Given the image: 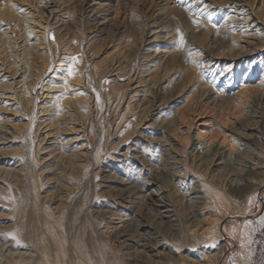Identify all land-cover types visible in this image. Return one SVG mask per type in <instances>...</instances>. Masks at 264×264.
Segmentation results:
<instances>
[{
	"label": "rangeland",
	"instance_id": "1",
	"mask_svg": "<svg viewBox=\"0 0 264 264\" xmlns=\"http://www.w3.org/2000/svg\"><path fill=\"white\" fill-rule=\"evenodd\" d=\"M41 1L40 28L37 31L40 32L45 27L46 46L41 54H45L46 62L41 65L35 79L31 93L32 103L27 108L21 103V100L24 102L27 99L23 98L25 95L22 94V87L17 91L18 101H11L2 106V102L7 100L0 99V124L6 123L11 132H14V136L17 135L0 145V151L7 154V157L0 160V169L4 166L6 169L3 170L16 169L24 163V173L27 176V184L22 190L13 183L4 182L0 185L5 192L0 193V216H5V219H0V226L7 227L18 223L13 232L15 239L10 234L3 233L0 235L1 242L13 244L15 253L20 250L24 252L26 247L23 244L31 234L30 237L41 239L39 241L45 239V251L53 262L56 261L57 255L60 257L59 261L67 264H71L72 260L84 264H142L134 255L129 261L130 258L121 242L102 234L111 215L97 218L95 213L109 211L121 214V211H124L125 214H122L128 215V219L151 225L153 220L143 207L132 206L130 211L135 215L122 208V198L130 195L131 188L142 187L150 181L151 185H155L153 189L161 187L168 190L173 210L185 227H188V222L192 223L188 221L191 213L195 214L193 204L188 206L187 200L193 198L194 190H199L198 196L203 198L205 210L194 218L196 221L206 220L201 225L204 227L202 233L199 230L200 232L194 235L195 232L192 231L195 229H192L189 237L185 234L186 237L182 238L190 239L191 243H194L192 247L186 243L174 245L164 234L158 235L159 240L163 239L164 245L174 248L172 253L184 258L185 264H206L211 257L212 263L207 264H219L227 254L228 247L231 252L226 264H264V202L256 196L254 189L248 192L249 195L245 193L240 196L244 175L249 170V165L244 162H249L250 158L257 154L260 156L257 160L261 165L255 171L253 179L264 183V101L259 100V96L264 93H254L248 99L241 100L238 106L236 102L224 99L241 90L242 81H246L244 78L252 87L258 86L261 81L264 82V25L261 26L262 22L264 24V0H237L246 3L248 8L252 5L251 9L255 12L249 11L248 15H253L252 19L256 20L257 24L261 23L257 27L258 30L256 28V34L249 33L244 35L245 37L240 35L242 27H238L236 19L233 21L234 17H240L231 9L232 6H219L214 9L211 7L210 16L205 13V18L204 14L196 13L195 16V6L192 4L196 3V0H172L175 5L179 3L177 8L189 11L193 9L190 14L195 16V24L193 23L188 31L177 26L167 32L168 30L161 29L166 27V24H159L158 30L150 29L145 20L138 19L139 13L135 11L134 4H128L126 7V0ZM1 4L10 9L14 6L12 10L18 6H28V3L22 0H0ZM96 6L103 7L99 13L102 18L98 25H101L96 26L97 29L93 26L89 29L85 24L86 19ZM201 8L203 7L199 9ZM60 15L62 18H58ZM61 19L66 23L56 25L57 20ZM141 23L145 24L143 29L138 26ZM122 25V30H137L143 38H133L131 33L123 34L122 30H119ZM114 29L118 31L117 34H113ZM205 31H210L211 34L207 41L198 38V35ZM158 37L165 38L160 40ZM171 39L176 40L172 43ZM235 39L239 42V47L235 46L234 53L224 50L221 58H217L212 66H208L211 61L209 56L216 55L221 49L212 47L210 52L207 49L218 41L229 44ZM164 48L183 56L182 67L179 66L176 71L165 74L161 72L157 58L150 55L157 54ZM70 68L73 69L71 75ZM187 68L190 71L194 68L195 77L190 84H186V89L180 94V87L184 86L185 80L179 84L178 82ZM249 68V73L254 77L248 80L244 74ZM224 70L226 80L231 77L234 81L230 82L232 87L224 85L225 79L220 78ZM132 79L134 80L131 81ZM129 81L131 82L128 89L122 87ZM206 85L212 95L205 99L201 98L200 89ZM178 95L180 98L176 99ZM216 96L220 99L214 101ZM188 102L198 103L196 113H189V119L177 130L179 120L175 117L176 111ZM202 108L205 109L201 110ZM214 113H217V116L223 114L227 118L223 133L231 135L232 139L238 138L245 144L239 146L237 140L230 150L225 144L218 151L224 153L218 154L216 162L215 158L208 156L198 157L193 150L198 142H201L200 136L203 133L216 130L212 124L211 128H205L203 124L212 119ZM237 128L239 133L236 132ZM256 131L263 133V141L259 144L253 142ZM45 134L48 135L47 143L42 142ZM218 141L210 144L211 149L216 147L217 150L220 143ZM166 146L172 149V157L179 163L177 169H173L177 176L170 184L165 182L169 179L161 171L163 150ZM66 149L80 151L85 156L83 163H77L73 170L69 169L65 161L57 160L56 155ZM244 151L251 154L241 155ZM237 155H241L238 160ZM34 168L38 172L37 176L34 174ZM35 176L43 190L41 196L54 194L46 204V210L51 215L49 219L56 224L55 228L50 229L49 235L48 232L44 233L45 235L41 233V205L36 199L37 194L31 183ZM53 178L61 180L66 188L74 189V193L69 189H55ZM212 192L215 195H212ZM216 194L222 199L217 200ZM247 197L250 199L246 200ZM58 207L59 213L53 216L52 211ZM236 208H239L238 213ZM241 214L248 217L244 224L240 220L231 219L226 221L223 227L218 226L219 221L226 216ZM250 217L254 218L251 220ZM222 229L230 242L225 243ZM216 230L217 233H214ZM159 231L166 232L168 229L161 226ZM20 246L23 248L18 249Z\"/></svg>",
	"mask_w": 264,
	"mask_h": 264
},
{
	"label": "bare ground",
	"instance_id": "2",
	"mask_svg": "<svg viewBox=\"0 0 264 264\" xmlns=\"http://www.w3.org/2000/svg\"><path fill=\"white\" fill-rule=\"evenodd\" d=\"M13 1L17 2V0H13ZM22 1L28 3V6L26 4V5H22L20 7L18 6L17 9L12 10L14 8V6H12L13 8L10 9V8L3 7L2 4L0 5V80L2 79V82H0V99L7 100L6 102H2V103H4V105H2V106H5L7 103H9L11 101H14V102H15V100L18 101L17 98H18L19 94L17 95V91H19L18 88L22 87L23 88L22 94L25 95L23 98H27V99L24 102L21 99L20 100H21V103H23L27 108V106H29V104L32 103L31 93H32V89L35 86V81H36L35 79H36V77H38L39 71L41 69V65H44L46 62L45 56H44L45 54H41V52L45 50L46 40L44 38L45 27H43L42 31H40V32L37 31V29L40 28L39 27V20H40L39 19L40 18L39 17V10H40V6L42 4V1L41 0H34V1L32 0L33 2L32 1L30 2V0L29 1L28 0H22ZM10 2H12V1H10ZM125 2H126V7H128L127 6L128 4H130V5L134 4L135 9H136L135 11L137 13H139L138 19L142 20V21L145 20L147 22V25H150L149 26L150 29H154V30L160 29L159 24L160 25L166 24L167 26L166 27L164 26L161 29L168 30L167 32L174 30L175 27H177V26L178 27L179 26L184 27L188 31V29H191L190 27L195 22V20L193 22V18H195L196 13L199 15L204 14L203 17L207 18V16H210L209 15V8L212 7L214 9V7H219V6H222V7L232 6L231 9H233L235 11V13L238 15V17H240L239 19L237 17H234L233 21L236 19V21L239 25V26L238 25L237 26L239 28L242 27V28H240V30H241L240 35L241 36H244V35L246 36L249 33H251V34L255 33L256 34L257 30H258L257 27H258V25L261 24V23L257 24V21L255 20L256 21L255 22L252 19L253 15L252 16L248 15L249 11L255 12V10L253 11L251 9L252 5L251 6L249 5L250 8H248L247 7L248 5L246 3L241 2V1H237V0H196V3L192 4L195 6V7L192 6L194 9V14H195L194 17H193L194 14H190V12H192L193 9H191V11H189L187 9L183 10V9L177 8L176 5L178 2L175 5V3L172 0H126ZM255 2L256 1H254V4H255ZM206 3H209V4L207 5ZM12 4H14V3H12ZM30 5H34V6L30 7ZM199 5H201L203 7V8H201V10L199 9L201 7V6L199 7ZM25 6L28 8H25ZM262 7H263V5L261 6V8ZM252 8H254V7H252ZM102 10H103V7H101V6L100 7L96 6V8L92 9L91 14L88 16V18L86 19V23H85L89 29L92 26H93V28L97 29L96 26L101 25V24L98 25V22L102 18L101 15H99V13H101ZM219 10H221V9H219ZM128 11H129V9H128ZM215 11H216V9H215ZM205 13L207 14V16L205 15ZM216 14H218V13H216ZM61 15L58 16V18H60ZM203 17H201V18H203ZM103 18H105V17H103ZM188 22L189 23L191 22V24H189ZM65 23H66V21L61 19V20H57L56 25L57 24L63 25ZM144 25H145L144 23L138 24V26H140L142 29L144 28ZM263 25L264 24L262 22L261 26H263ZM122 27H123V25L121 26V28H119L120 31L122 30ZM170 28H172V29L169 31ZM256 28H257V30H256ZM254 29L256 31H254ZM114 31L115 32L113 34L118 33L117 30L114 29ZM132 32H133V30L131 32H130V30L127 31V29L122 30L123 34L126 33V35H128L129 33H131L130 36L131 37L133 36V38H135V37L138 38V36L143 38V35L140 34L139 32H137V30L136 31L134 30L133 34H132ZM192 35H194V34H192ZM210 35H211L210 31H205V32H202L200 35H198V38L201 40L207 41V40H209ZM261 37H263V36H261ZM158 38H160V37H158ZM164 38L165 37H161L160 40H162ZM172 38H173V36H172ZM175 40L176 39H173L171 42L173 43V42H175ZM204 41H202V42H204ZM153 42H155V41H153ZM238 43L239 42L237 41V39H235L233 42H231L229 44L227 42L219 43V41H218V42L214 43V46L211 45L210 49L208 48L207 51L210 52L215 47H218L219 49H221V51H218L216 53V55H210L209 56L210 57L209 59L211 61L210 62L208 61L209 62L208 66H212L214 60H216L217 58H218L217 60H219L221 58L220 56L223 54L224 50H229V52L234 53V51L236 50L235 46L239 47V45L237 46ZM191 49H192V47H191ZM195 55H197V53ZM201 55H202V52H201ZM208 55H207V57H208ZM150 57L157 58V60H158L157 64H160L159 69L160 70L162 69L161 72H163L164 74L166 72L176 71L179 66L182 67V63H183V56L182 55H179V54L174 53V52H170V50H165V48H164V50L162 49V51L160 50V52H158L157 54L150 55ZM198 57H199V55H198ZM185 62H187V61H185ZM249 71H250V68H249L248 72L246 74H244V76L247 77L248 80L253 79V77H254L251 73H249ZM184 72H185V74H183L184 76L182 78H180V80L178 82V84H179L181 82H184V80H185V82L183 84L184 86L180 87V90H179L180 94H182V92L186 89V86H187L186 84H190V82H192V80L195 77L194 68H193V70L191 69V71H190V69L187 68ZM225 75L226 74H225V70H224L221 73L220 78L225 79L226 84H224V85L231 86L230 82H232L233 79L231 77L230 78L228 77L226 80ZM134 79H136V78H134ZM134 79H132L131 81H133ZM244 80H246V81H242V84L240 86L241 87L240 91L235 92L233 95L231 94L224 99L229 100V101H234V102H236L235 104H237V106H238L241 103V100L248 99L249 97H251L252 94L259 93L261 91L264 93V82L261 81L259 83L260 85L258 84V86L252 87V86H250L251 84L249 85L250 82L247 81L246 78H244ZM131 81L127 82L126 84H123L122 87L128 89V87H129L128 85ZM138 93H139V91L136 92V94H138ZM211 95H212V93H211L210 89L207 88V85L204 88L200 89L201 98L206 99ZM124 96H126V95H124ZM178 97H179V95L176 96V99H178ZM219 99H220V97L216 96L214 101L219 100ZM259 100L264 101V94L262 96H259ZM200 103L203 104V102L201 100H200ZM200 103H199V105H200ZM80 104H82V103H80ZM197 105H198V103L188 102L187 104H184L182 107H180L176 111L175 117H177V119L179 120V124L177 125L178 126L177 130L186 122L187 119H189V117H188L190 115L189 113H191L192 111H193V113L194 112L196 113L195 110L197 109L196 108ZM108 107L110 108V107H112V105L108 106ZM234 108H236V106ZM203 109H205V108H202L201 110H203ZM0 112H2V108H0ZM226 119L227 118L224 117L223 114H222V116H217V113H214V116H212V119L210 118L203 123L205 128H211V124H212L216 128V130L209 132V133L205 132L202 134V136H200L201 142H198V144L196 145V148L193 149L196 152L195 155H197L200 158H202V156H208V158H212V159L215 158L214 161L216 162L218 154L224 153V152H220V153L218 152L219 150H221V147H224L226 144L227 149H229V150L233 149L234 145H236V141L238 140V138H237V140H236V138L232 139L231 135H228L227 133H223V126L227 124ZM236 130H237L236 132L239 133V128H237ZM13 131H14V129H13ZM240 131H242V130H240ZM256 134L257 135L255 136V140L253 142H254V144H259L260 141H263V138H261V136H262L261 134H263V133H261V131H256ZM13 136H14V132H11V130L7 127V124L1 123L0 124V145L5 144V142L9 141V139H13L17 135L14 137ZM47 137H48V135L45 134V137L42 139L43 143L47 141L46 140ZM215 140H219L218 143L220 142L219 146H217V150H216V147L211 149V146H210V144ZM14 141H12V142H14ZM239 142L240 141L238 140L237 145H239V146L245 145V144H243L241 142L239 143ZM165 143H166V141H165ZM40 145H41V143H40ZM51 145L54 146L55 144L54 145L51 144ZM165 145H163V146H165ZM168 147L169 146H166V148L164 150L162 149L164 151V156H163V161H161V164H162L161 165L162 166L161 171L164 172L167 175L166 177L169 179V180H166L165 182L170 184V181L172 179L176 178V176H177L176 173L173 172V169H177V167H178L177 165L179 163H178V161H176L175 158L172 157V153H171L172 149H170ZM70 149L69 150L66 149L67 151L64 150L63 152L58 153L56 156H57V160H60L63 162L65 161V163L67 164L69 169H72L73 167L74 168L77 167L76 166L77 163L82 164L83 163L82 159L85 156L80 151H72ZM200 150H202V153H200ZM13 151H15V150H13ZM227 151L228 150H226V152ZM16 152H18V150ZM248 154L250 155L251 153L244 151L243 154H241V155L248 156ZM241 155H239V156L237 155L236 159L237 160L240 159ZM5 157H7V154L4 153L3 151H0V160H1V158H5ZM24 157H26V156H24ZM158 158H160V157H158ZM259 158H260V156H259V154H257L254 156V158L253 157L250 158L249 162H244L245 164L249 165V168H248L249 170L244 175V180H243L244 185L242 188V194L240 196L242 197V195H244L245 193H247V195H249L248 192H250L251 190L254 189L256 191V196H258L260 201L264 202V196H263L264 183L254 181V179H253L255 171H257L261 165L260 162H258V160H257ZM121 164H122V162H121ZM235 164H237V163H235ZM0 166H2V165L0 164ZM157 166H159V165H157ZM25 167H26V165L24 163L22 165L17 166L18 169L16 168V169L3 170V168H5V166L1 167V169H0V185H2L4 182L5 183L8 182L10 184L13 183L19 189L22 190V188H24L25 184H27V176L24 173ZM7 168H9V167H7ZM12 168H14V167H12ZM55 168H57V167H55ZM159 168H161V167H159ZM14 173H17L18 176L15 175ZM34 174L36 176L38 174L36 169H35ZM60 174H62V173H60ZM140 175H141V173H140ZM36 176H35V180L33 179L31 183H32V187L34 188V190L36 191V194H37L36 199H38L39 204L41 205L42 217L40 216L41 220L39 219L40 222L43 221V223H41V225L43 224L42 225L43 230L41 231V233H42V235H45L44 233L48 232V235H49L50 229L52 230V228H55L54 226H56V224H55V221H52L51 219H49V216H51V215L46 210V206H47L46 204H47L48 199L50 200L54 196V194L41 196L43 193L42 192L43 190H42L41 185L37 181L38 178H36ZM152 176H154L153 173H152ZM66 177H68V176H66ZM28 178L31 179L30 176ZM141 178H143V177H141ZM138 179H140V178L138 177ZM64 180H65V178H64ZM66 180H67V178H66ZM53 181L56 182V184L54 182V185H55L54 188L55 189H57V190L69 189V190L73 191V193H74V189L66 188V186H64L63 183L61 182V180H59L58 178H57V180H54V178H53L52 182ZM146 181L147 180H145V182ZM136 182H138V181H136ZM182 182H184V181H182ZM179 184H181V182ZM51 185H53V184H51ZM154 186L155 185H153V184L151 185L150 181L146 182L142 187L131 188L132 190H131L130 195L127 197L124 196L122 198L123 199L122 208H124L125 210H127L129 212H131L130 208H132V206L134 207V205L138 206V207H143L148 212V215L150 216V218L153 220V223L151 225L141 224L137 220L128 219L127 218L128 215L123 216L122 213H124V211H121L122 212L121 214H116V213H112L109 211L108 212L105 211L103 213L96 211L95 216H97V218L105 217L106 215H109V214L111 215V217L108 218L109 220L106 222V227L104 228V231L102 232V234L107 235V237L112 239V240H117V241L121 242L123 247H125L126 255H128V258H130L129 261L132 260V257L134 255V257H136V259L140 260V262H142V264H185L186 261L184 260V258L182 256L176 255L175 253H172L174 248L171 249V248H168V246L166 244L164 245L162 237H161L162 240H159L158 235L161 233L164 234V236H167V238L171 239V242L174 245H177V243L178 244L179 243H182V244L186 243L187 245L192 247L194 243H191L190 239L183 240L182 238L186 237L185 234L187 235V237H189L192 229L193 230L195 229V231H192V232H195L194 235H196L197 232H200L201 230L204 229V227L201 225L206 220H204V221L194 220V218L196 217L195 216L196 214H201V211L205 210V208H204L205 205L202 202L203 198L198 196L199 190L198 191L194 190V193L192 194L193 198H191L190 200H187V203L189 202L188 206L193 204L195 214L193 215L191 213V216L189 217L188 221H192V223L188 222V224H189L188 227H185L180 223V220L177 218L175 210H173L174 207H173L171 201L169 200L168 190L162 189L161 187L153 189ZM118 187H120V186H118ZM128 188H130V187H128ZM0 193H3V194L5 193L3 191L2 187L0 188ZM211 194L215 195V193H213V192ZM131 195H133V196L131 197ZM215 197H217V200L222 199V197L218 196L217 194ZM248 197L246 198V200L248 199ZM262 205H263V203H262ZM59 211H60V207L55 208V210L52 211L53 216H56L59 213ZM236 211L238 213L239 208H236ZM131 213H132V215H135V214H133V212H131ZM202 216H203V214H202ZM231 216H226L225 218L221 219L218 223V226L223 227V224L226 221L231 220V219L240 220L242 222V224H244L245 220L248 219V217H246L244 214H241L240 216H237V215L232 216V217ZM3 217H5V216H0V219L1 218L5 219ZM115 218H118V219H115ZM253 218L254 217H250L251 220ZM113 220H116V221L120 220V222L115 223ZM26 222H28V221H26ZM17 226H18V223L14 224V225L7 226V227L0 226V235L1 234L3 235V233H8L14 238L15 235L13 232H15V229L17 228ZM161 226L167 228L168 231L160 232L159 229ZM25 227L26 226L23 225V228H25ZM25 230H26V228H25ZM33 232H34V230H33ZM33 232H32V234H33ZM29 233H30V231H29ZM29 233H28V235H29ZM201 233H202V231H201ZM214 233H217V230L214 231ZM222 233H223L224 238H225V240H224L225 243L230 242L231 240L229 241V239L225 235L223 229H222ZM30 235L28 237V241L27 240L26 241L32 245L26 244L27 242L24 243L23 245H25V247H26L25 251L23 252L20 250L21 251L20 252L18 250L19 253H15L14 250L16 248L13 247V244L7 245L6 241H4V242L2 241L3 242L2 243L0 240V242L2 243V244L0 243V264H67V263H64L63 261L61 262V260L59 261L60 257L57 255H56V259H55L56 261L53 262L49 258L51 256L50 255L48 256V253L45 251L47 249L46 248L47 246L44 245L45 239L42 241H39L41 239H38L36 237L35 238L30 237ZM36 235H37V233H36ZM54 235H55V232H54ZM196 238L197 237H195V239ZM5 240H7V239H5ZM4 243H6V244H4ZM20 248H23V247L22 246L18 247V249H20ZM234 248H236V247H234ZM51 250H54V249H51ZM230 252H231V249L228 247L227 248V254L224 256V258L222 259V261L219 264H226ZM208 257H211V256H208ZM212 258L213 257L209 258V262L207 261V263H212ZM71 264H84V263H77L74 260H72Z\"/></svg>",
	"mask_w": 264,
	"mask_h": 264
},
{
	"label": "snow or ice",
	"instance_id": "3",
	"mask_svg": "<svg viewBox=\"0 0 264 264\" xmlns=\"http://www.w3.org/2000/svg\"><path fill=\"white\" fill-rule=\"evenodd\" d=\"M73 73V69H69V74L71 75Z\"/></svg>",
	"mask_w": 264,
	"mask_h": 264
}]
</instances>
